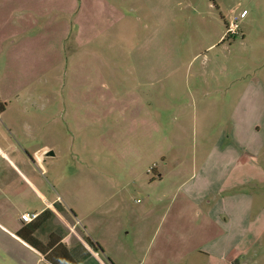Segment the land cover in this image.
<instances>
[{"label":"rangeland","instance_id":"rangeland-1","mask_svg":"<svg viewBox=\"0 0 264 264\" xmlns=\"http://www.w3.org/2000/svg\"><path fill=\"white\" fill-rule=\"evenodd\" d=\"M258 79L264 0H0V96L39 118L40 138L62 145L58 164L73 171L80 162L129 187L117 210L105 205L92 219L109 250L113 231L130 232L123 240L131 246L144 228L151 235L141 246L166 247L169 264L203 261L210 235L196 229V209L178 204L176 189ZM128 105L145 108L117 117ZM139 114L151 120L150 136ZM58 225L52 219L40 237ZM249 261L264 264V236Z\"/></svg>","mask_w":264,"mask_h":264},{"label":"crops","instance_id":"crops-1","mask_svg":"<svg viewBox=\"0 0 264 264\" xmlns=\"http://www.w3.org/2000/svg\"><path fill=\"white\" fill-rule=\"evenodd\" d=\"M0 103V257H4L0 264L5 259L14 264H52L18 235L28 224L22 215L38 217L48 209L56 214L58 226L69 230L63 243L70 254L76 257L86 250L90 252L79 264H169L166 247L141 246L140 241L151 235L144 228L136 233V242L131 246L130 243L125 246L123 240L130 232L118 231L112 232L113 249L101 244L92 219L105 205L117 210L120 193H123L121 203L127 201L128 192L124 191L128 185H112L103 171L87 169L80 162L73 171L61 166L58 162L62 145L49 144L40 138L39 118L26 113L28 106H13L2 96ZM144 108L145 105L117 106V117L134 119L127 113ZM17 112H25L26 115H19L25 120L15 116ZM233 113L231 126L223 130L200 164L196 162L198 155L193 154V171L176 189L184 196L178 204L196 209L195 216L200 221L195 228L210 235L208 250H196L205 263L200 258L196 264H251L252 250L264 236V80L248 83ZM138 116L148 124L150 136L151 120L145 115ZM155 171L162 181L164 170L155 168ZM179 174L181 170L177 171ZM132 176L130 183L138 186L141 174ZM56 204L72 215L73 224L63 218ZM255 208L258 211L254 215ZM130 231L133 232V227ZM82 234L99 249L91 247ZM47 238L40 237L43 241ZM179 264H183V259Z\"/></svg>","mask_w":264,"mask_h":264},{"label":"trees","instance_id":"trees-1","mask_svg":"<svg viewBox=\"0 0 264 264\" xmlns=\"http://www.w3.org/2000/svg\"><path fill=\"white\" fill-rule=\"evenodd\" d=\"M229 36V35H228ZM1 104V103H0ZM56 208L61 214L67 216L69 213L60 205L56 204ZM52 219H57L56 214L48 209L39 215L34 221L25 225L18 235L25 242L37 249L40 253L46 256L47 260L52 264H79V262L90 255V252L86 250L84 254L78 256H72L67 249V246L63 243V239L68 234L69 230L65 226H57L48 236L46 241L40 239L38 232L46 228ZM86 242L98 250L99 247L92 242L87 236H83ZM81 247H84L80 243Z\"/></svg>","mask_w":264,"mask_h":264},{"label":"built area","instance_id":"built-area-1","mask_svg":"<svg viewBox=\"0 0 264 264\" xmlns=\"http://www.w3.org/2000/svg\"><path fill=\"white\" fill-rule=\"evenodd\" d=\"M246 14V12L243 13V16ZM237 27V25H235V27L233 28L234 32H236L235 28ZM232 33V32H231ZM230 34V33H229ZM152 170V169H151ZM149 170V171H151ZM37 218L36 215H30L28 213L22 215V220L26 223H31L32 221H34Z\"/></svg>","mask_w":264,"mask_h":264},{"label":"water","instance_id":"water-1","mask_svg":"<svg viewBox=\"0 0 264 264\" xmlns=\"http://www.w3.org/2000/svg\"><path fill=\"white\" fill-rule=\"evenodd\" d=\"M54 153H52V155H53Z\"/></svg>","mask_w":264,"mask_h":264}]
</instances>
